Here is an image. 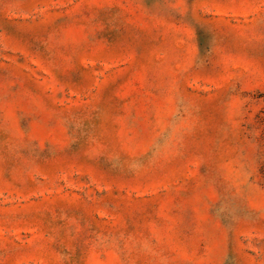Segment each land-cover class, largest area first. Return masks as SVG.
Segmentation results:
<instances>
[{
  "label": "rangeland",
  "instance_id": "374dc122",
  "mask_svg": "<svg viewBox=\"0 0 264 264\" xmlns=\"http://www.w3.org/2000/svg\"><path fill=\"white\" fill-rule=\"evenodd\" d=\"M0 264H264V0H0Z\"/></svg>",
  "mask_w": 264,
  "mask_h": 264
}]
</instances>
